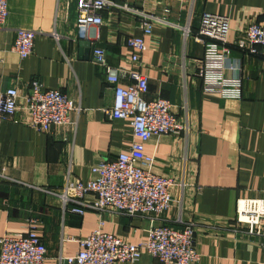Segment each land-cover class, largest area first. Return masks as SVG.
Masks as SVG:
<instances>
[{
	"label": "crops",
	"instance_id": "obj_1",
	"mask_svg": "<svg viewBox=\"0 0 264 264\" xmlns=\"http://www.w3.org/2000/svg\"><path fill=\"white\" fill-rule=\"evenodd\" d=\"M110 1L154 14L168 25L155 24L144 36L136 15L111 8L102 13L103 25L90 28L82 39L74 0H8L0 27V93L15 88L24 107L29 84L37 79L67 96L80 112L48 132L35 130L26 110L17 121L0 120V238L25 236L33 226L47 250L44 264H67L58 257L74 256L80 249L75 240L98 229L130 244L146 241V219L100 217L91 211L76 216L64 212L59 199L37 190H60L68 174L86 183L92 166L115 160L136 141L130 120L110 121L105 114L113 89L92 61L93 48L99 46L109 66L145 76L146 100L168 101L184 128L144 146L145 155L154 159L151 171L174 181V203L163 214L164 224L177 229L196 224L198 264H264V223L252 234L235 224L238 204L264 201V48L257 47L256 55L236 48L240 41L248 47L244 31L264 18V0ZM204 13L228 19L230 63L236 69L225 76L241 79L239 100L202 92L198 71L204 49L194 36ZM19 29L36 33L25 59L13 50ZM128 37H144L147 45L137 64L131 62ZM128 84L120 80L121 86ZM134 264L157 263L143 255Z\"/></svg>",
	"mask_w": 264,
	"mask_h": 264
},
{
	"label": "built area",
	"instance_id": "obj_2",
	"mask_svg": "<svg viewBox=\"0 0 264 264\" xmlns=\"http://www.w3.org/2000/svg\"><path fill=\"white\" fill-rule=\"evenodd\" d=\"M76 28L80 38L86 39L90 28L103 25L102 13L111 8L132 12L140 19L144 36H150L155 24L168 25L156 15L133 11L127 6H117L110 0H74ZM185 3L187 0H168ZM8 14V0H0V27ZM178 29H181L177 27ZM228 19L204 13L194 40L204 49L198 71L204 94L216 95L224 100L241 99L240 78L225 76L226 71L236 69L231 60V48L227 42ZM248 47L237 42L236 48L247 55L258 54L256 48H264V18L251 23L244 31ZM189 35L184 30V36ZM36 33L19 29L13 50L21 59L32 54ZM56 36V35H55ZM126 45L134 51L131 62L137 64L147 45L144 37H128ZM92 61L103 69L106 83L113 89V102L105 110L108 120H130L136 141L129 152L120 153L115 160L101 161L91 168L92 178L83 183L69 174L60 190L37 189L62 202L64 212L82 217L86 212L115 214L128 218L146 219L150 222L146 241L130 244L123 239L102 232L75 240L80 249L74 256H59L58 261L67 264H134L143 255L152 257L157 264H198L200 255L195 249L196 224L184 223L177 229L164 224L163 214L174 201L170 189L174 181L151 171L154 159L145 155L144 146L153 137L176 135L184 130L178 122L170 103L163 99L146 100L147 78L134 71H123L108 65L106 53L95 48ZM126 78L129 84L120 85ZM22 110L29 113L30 125L39 132L65 125L70 115L80 112L74 103L57 90H49L34 79L29 84L24 107L19 105L15 88L0 93V120L17 121ZM264 223V201H243L238 204L235 224L247 227L249 234ZM103 222H100L102 225ZM47 250L36 230L31 226L24 235H4L0 238V264H44Z\"/></svg>",
	"mask_w": 264,
	"mask_h": 264
},
{
	"label": "water",
	"instance_id": "obj_3",
	"mask_svg": "<svg viewBox=\"0 0 264 264\" xmlns=\"http://www.w3.org/2000/svg\"><path fill=\"white\" fill-rule=\"evenodd\" d=\"M96 47L98 48L99 46H95V47L93 48V50H94Z\"/></svg>",
	"mask_w": 264,
	"mask_h": 264
}]
</instances>
